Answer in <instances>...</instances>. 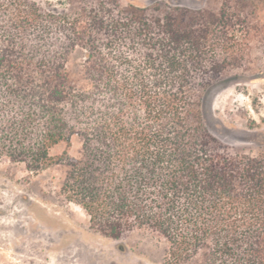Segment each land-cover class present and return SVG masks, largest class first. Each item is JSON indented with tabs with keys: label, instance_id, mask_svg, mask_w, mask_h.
Segmentation results:
<instances>
[{
	"label": "trees",
	"instance_id": "16d2710c",
	"mask_svg": "<svg viewBox=\"0 0 264 264\" xmlns=\"http://www.w3.org/2000/svg\"><path fill=\"white\" fill-rule=\"evenodd\" d=\"M69 1L54 13L0 0V159L62 164L60 192L92 230L157 235L166 264H264V149L221 142L201 102L242 64L245 21L224 7ZM73 135L80 157L51 154Z\"/></svg>",
	"mask_w": 264,
	"mask_h": 264
},
{
	"label": "rangeland",
	"instance_id": "374dc122",
	"mask_svg": "<svg viewBox=\"0 0 264 264\" xmlns=\"http://www.w3.org/2000/svg\"><path fill=\"white\" fill-rule=\"evenodd\" d=\"M46 11L61 13L76 5L69 0H36ZM125 6L187 7L216 12L224 7L244 20L247 47L242 64L228 71L202 95V114L209 132L248 154L264 149V0H119ZM242 30V31H241ZM243 36V35H241ZM82 61L68 59L74 74ZM83 138L73 135L52 150L75 158ZM62 164L38 173L21 163L0 159V264H166L167 244L144 230L110 238L89 227L83 210L60 192Z\"/></svg>",
	"mask_w": 264,
	"mask_h": 264
}]
</instances>
